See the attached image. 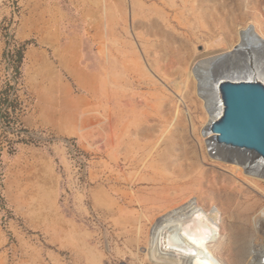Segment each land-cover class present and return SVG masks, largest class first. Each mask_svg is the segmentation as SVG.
I'll return each instance as SVG.
<instances>
[{
    "label": "rangeland",
    "instance_id": "rangeland-1",
    "mask_svg": "<svg viewBox=\"0 0 264 264\" xmlns=\"http://www.w3.org/2000/svg\"><path fill=\"white\" fill-rule=\"evenodd\" d=\"M249 25L264 36V0H0V264H142L119 233L185 197L227 264L264 182L209 155L192 69Z\"/></svg>",
    "mask_w": 264,
    "mask_h": 264
},
{
    "label": "bare ground",
    "instance_id": "bare-ground-1",
    "mask_svg": "<svg viewBox=\"0 0 264 264\" xmlns=\"http://www.w3.org/2000/svg\"><path fill=\"white\" fill-rule=\"evenodd\" d=\"M250 27L249 25L241 29L238 33L239 38L229 43L225 50L209 53L204 59L199 58L192 69L194 74L192 77H195L193 79L197 82L198 94L205 104L209 117L202 130L209 155L223 164H229L239 177L264 182V158L262 156L245 149L219 145L215 134L209 130L210 123L220 115L222 110L217 90L221 79L257 78L264 81V36ZM190 199V197H185L181 201L170 202L163 207V209H168L167 212L164 214L162 212L160 216L151 219L148 218L155 229L153 233L148 231L145 234L144 228L136 230L134 236H129L128 230L119 233L121 236L119 240L125 238L124 244L130 249L117 254L121 253L125 259L131 257L133 263L143 258L142 264H170L171 262L173 264H223L219 257L223 246L217 243V236L215 234L197 236L198 229L204 226L205 221L197 217L200 212L193 210ZM186 202L188 204L184 205L183 203ZM200 204L199 201V206ZM210 210H214V207ZM258 214V217L252 220L254 227L252 234L251 216L248 213L245 214V221L240 228L237 227L238 225L230 226L231 253L227 264H264V209ZM259 229L263 230V234L259 232ZM143 235L149 236L144 249L141 247L144 240L141 238ZM174 235L179 237L176 243L173 241ZM135 241H138L136 246L133 244ZM161 244L165 248L163 247V250L156 255L158 256L156 260L146 257L153 248ZM141 250H145L144 255ZM92 253L91 256H87V264H104L102 256L97 252ZM106 262V264H111L110 259Z\"/></svg>",
    "mask_w": 264,
    "mask_h": 264
},
{
    "label": "water",
    "instance_id": "water-1",
    "mask_svg": "<svg viewBox=\"0 0 264 264\" xmlns=\"http://www.w3.org/2000/svg\"><path fill=\"white\" fill-rule=\"evenodd\" d=\"M217 90L222 110L209 125L216 142L264 158V81L224 78Z\"/></svg>",
    "mask_w": 264,
    "mask_h": 264
},
{
    "label": "crops",
    "instance_id": "crops-1",
    "mask_svg": "<svg viewBox=\"0 0 264 264\" xmlns=\"http://www.w3.org/2000/svg\"><path fill=\"white\" fill-rule=\"evenodd\" d=\"M36 48H31V50L29 49V56L30 57H34L36 56L37 54V51L38 50H35ZM28 51V50H27ZM39 52V51H38ZM38 61H43L45 64L47 63V60L45 58H39L37 60ZM34 62V60H33ZM43 79L45 80L44 78V75L40 73V70L36 72L35 75L32 74V71L29 70V73L27 75V80H26V84L28 86V88L33 91V92H37V94L40 95V91L41 89L44 88V85H43ZM24 121L25 123H32V119L29 117V116H26L24 118Z\"/></svg>",
    "mask_w": 264,
    "mask_h": 264
},
{
    "label": "trees",
    "instance_id": "trees-1",
    "mask_svg": "<svg viewBox=\"0 0 264 264\" xmlns=\"http://www.w3.org/2000/svg\"><path fill=\"white\" fill-rule=\"evenodd\" d=\"M20 60H21V55L18 56V61H20ZM7 93H8L7 90L1 92L2 95H5V94H7Z\"/></svg>",
    "mask_w": 264,
    "mask_h": 264
},
{
    "label": "built area",
    "instance_id": "built-area-1",
    "mask_svg": "<svg viewBox=\"0 0 264 264\" xmlns=\"http://www.w3.org/2000/svg\"><path fill=\"white\" fill-rule=\"evenodd\" d=\"M263 262H264V259H263Z\"/></svg>",
    "mask_w": 264,
    "mask_h": 264
}]
</instances>
